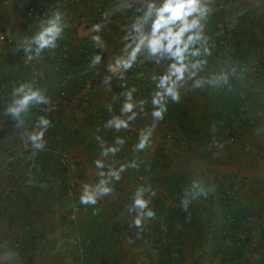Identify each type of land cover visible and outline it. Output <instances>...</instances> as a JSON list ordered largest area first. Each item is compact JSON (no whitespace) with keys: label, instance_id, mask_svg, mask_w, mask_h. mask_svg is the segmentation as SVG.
Returning <instances> with one entry per match:
<instances>
[{"label":"rangeland","instance_id":"374dc122","mask_svg":"<svg viewBox=\"0 0 264 264\" xmlns=\"http://www.w3.org/2000/svg\"><path fill=\"white\" fill-rule=\"evenodd\" d=\"M13 1L15 0H11ZM17 1L20 0L15 2ZM51 1L21 0L18 12L13 13L20 33L13 38L18 40L23 35H31L37 30L33 31L38 23L32 22L31 19L39 21L55 8L65 13L69 26L65 29L63 38L57 42V48L52 51L46 50L41 59L29 62L27 71L33 74V77L29 75V78H32L29 81H37L40 85L37 86L46 90L55 105L56 110L52 113H42L48 115L52 121V127L45 134L46 150L43 154L51 161V158L56 159L55 152L62 150L61 153L69 169L68 175L74 187L72 212L68 211V206L60 204L57 191L60 173L59 177L53 173L49 175L46 182L48 187L43 196L37 197L35 204L34 202L27 204L19 196L17 202L7 201V189L12 187L16 190L27 188L29 185L27 180L15 177L9 180L4 176L1 177L4 174L3 164L9 162L8 144H12L11 139L7 137H13L17 133L7 134L0 129V245L6 243L8 248L18 252L22 264H101L103 258L107 259L108 264H220V260L213 257L217 242L212 236L220 230L217 216L211 218L207 212L201 214L195 212L192 219L197 222L196 224L186 221L184 217H178L173 223L172 232L163 235L162 244L158 240L159 230L155 228L154 220L147 221L144 231L139 235H137L139 230L130 226L131 217L127 213L126 205L130 203L137 186L150 183L157 193L156 196H162L167 180L170 178L172 180L175 175L183 172H192L207 183L213 182L217 185L224 182L230 190L232 188L229 184L233 183V179L237 180L235 185L238 184V187L233 189L234 198L238 195H241L242 200L247 198L251 204L246 203L245 206L247 208L251 206L252 209L251 213H246L243 228L233 232L234 237L228 239L226 247H229V254L239 257V264H264V239L260 237V228L264 229V136L256 134V128L264 124V109H252L254 113L251 116L235 120L234 141H229L220 132L219 135L222 137L220 143L224 145L221 149L216 147L215 143H211L213 133L209 129L205 130L209 128L210 123L207 121H211L209 114L213 110L210 105L206 106L207 103L202 99V91L206 89L188 92L182 94L179 104L169 103L164 119L159 122L153 133L151 146L142 152H133L132 147L137 141V130L151 123L152 86L148 76L153 66L147 64L137 66L127 73L129 86L134 85L138 89L135 97L148 101L145 111L149 114H140L131 125L130 131L116 133L101 129L110 115L104 107L105 103L110 102L112 95L121 91L117 87L118 82L114 80L112 92H106L101 79L104 65L118 54L122 47L119 25L124 19L119 16L113 17L111 23L100 33L107 45L106 55L99 66L100 75L92 71L85 73L96 48L89 38L92 34L91 26L100 22L101 13L109 7L112 0H63L61 3ZM224 2L236 3L237 0H224ZM53 3L55 4L52 6ZM224 15L223 12L214 15L210 21V28L214 20L218 22L217 27L223 23ZM248 18L252 21L256 20L255 18L257 20L250 26L252 21ZM33 23L35 26H31ZM239 25L245 28L241 29ZM235 28L238 30L231 41L224 39L223 35L219 36L216 38L217 46L221 43L220 47L224 52L225 46H230L234 59L242 64L257 60L259 58L257 52H264V9L253 8L241 17ZM15 41L13 39L11 49L15 47ZM7 48L0 47V53ZM238 54L241 56L238 57ZM73 61L75 63H72ZM65 64H69V69L66 71L61 68ZM140 72H143L144 76L137 79V73ZM60 73L66 80L57 85L55 78L56 76L58 78ZM5 81L6 84L11 82V80ZM263 82L264 77L253 82L257 84L255 91L262 97H264ZM86 84H89L90 89L84 94L83 88ZM59 87L64 88L65 95H59ZM5 91L8 95L3 93ZM10 92V89L0 85V95L10 96ZM188 99L193 101H187ZM2 101H0V109L4 106ZM185 108L188 111L187 115L182 113ZM114 111L119 112V102L114 105ZM34 118L33 116L32 120ZM199 118L200 123L206 125H198ZM7 119L12 120L0 111V120L3 124ZM59 119L63 124L58 123ZM32 120L29 121L30 125ZM62 127H65L64 130ZM97 127L101 129L99 133L96 132ZM49 132L54 133L55 140L59 143L56 144L53 140L54 144L47 143L50 140ZM96 135H101L108 143H112L117 135L124 137L126 144L123 149L116 157H109V161L124 162L136 158L141 162L142 168L128 169L123 173L120 181L113 183V193L99 200L94 208L80 204L78 197L82 182L94 183L96 179L93 161L100 153L99 144L95 140ZM174 136L180 140V143L174 140ZM60 145L65 148L59 149ZM14 146L17 149V145L10 147L14 149ZM157 154L161 157L159 162ZM152 163L155 164L152 168L154 170L150 171ZM6 164L4 166L7 167ZM248 191L253 193L248 194ZM153 203L154 198L151 207ZM94 211L96 214H93ZM70 218H74L76 222L74 223ZM91 220L100 224L102 230L97 240L93 241L94 244L89 245L94 255L88 258L85 257L84 250L78 245L73 246L71 241L75 239L76 233H79L80 240L83 241L81 237H83L82 232H85L84 224ZM116 222L119 225L129 224V229L124 230L125 232L120 228L114 231L110 227ZM178 224L184 228L183 238L175 241L177 237L174 234L177 231L174 227ZM2 251L3 248H0V252Z\"/></svg>","mask_w":264,"mask_h":264},{"label":"clouds","instance_id":"9594fccd","mask_svg":"<svg viewBox=\"0 0 264 264\" xmlns=\"http://www.w3.org/2000/svg\"><path fill=\"white\" fill-rule=\"evenodd\" d=\"M253 8L264 9V0H237L236 3H225L224 0H112L101 13L100 22L91 26L92 34L89 37L94 47L106 51L107 45L100 33L113 17H123L124 22L119 25L122 47L104 65L101 79L106 92H112L114 80L118 82L117 87L121 91L112 95L111 101L104 105L110 115L103 123V129L116 133L130 131L140 114H149L145 111L148 101L137 99L135 94L138 89L128 84L127 73L137 66H153L148 76L152 86V110L151 123L137 130L133 152H142L151 146L153 133L164 119L169 103L179 104L182 94L205 89L231 93L237 86L247 88L248 67L226 53L214 56V52L217 51L216 38L224 34L225 26L232 30L241 17ZM220 12L225 14L224 22L218 25L217 31L212 32L210 21ZM68 26L65 13L55 8L39 19L34 33L25 34L16 40L12 51L23 52L26 62L39 60L46 50L57 48V42L63 38ZM102 61L101 52L94 53L85 73L92 71L100 75L99 66ZM143 76V72L137 73V79ZM240 96L243 98L245 93L241 91ZM117 102L118 113L114 111ZM33 109H39L41 113L56 110L45 89L36 86L34 81H22L12 87L10 98L0 111L4 116L11 117L17 130L15 132L28 146L29 153L25 161L31 163L28 165L27 184L47 189L48 185L39 182L32 169L37 167L35 162L38 153L46 150L45 134L52 127V121L45 114L36 115L32 120ZM0 125H3L2 120ZM100 131L97 127L96 132ZM256 134L264 136V124L256 128ZM95 140L100 147L99 157L93 161L96 179L94 183L82 182L78 197L80 204L94 208L99 200L113 193V183L119 182L123 173L128 169H138L141 163L136 158L124 162L109 161V157H116L123 149L126 144L124 137L117 135L112 143H108L101 135H96ZM215 144L221 149L224 146L220 142ZM215 191L214 184L207 183L199 176L192 178L182 190V211L190 219L189 206ZM230 191L234 193L233 188ZM156 194L150 183L139 185L134 189L130 203L126 205L131 217L130 226L139 230L137 235L144 231L147 221L156 219L155 210L151 207ZM0 248H3L0 264H22L19 253L8 248L6 243L0 245Z\"/></svg>","mask_w":264,"mask_h":264},{"label":"trees","instance_id":"16d2710c","mask_svg":"<svg viewBox=\"0 0 264 264\" xmlns=\"http://www.w3.org/2000/svg\"><path fill=\"white\" fill-rule=\"evenodd\" d=\"M52 1L61 3L63 0H52ZM38 12L40 13L39 10ZM217 24L218 22L214 20L212 23V27L210 28L212 32L217 31V30H214V29H218ZM237 30H238L237 28H233L232 30H229L225 26L224 34L222 37H224V39H226L227 41H231L232 37L234 36V33ZM227 44L229 43L227 42ZM220 45L221 43H218L217 51L214 52V56L217 54L226 53L230 55L232 58H235L234 55L230 52V46H225L226 51L224 52L222 50L223 48H221ZM97 52H101L102 57L104 59L106 55L105 51H101L100 49L95 48V53ZM257 53H258L259 58L255 60L257 61V63L264 66V52L261 53V51H258ZM240 56L241 54H238V57ZM23 57L24 56L22 55V52H18L15 57L16 66L19 71L18 73L20 74V76H22V79L19 78L18 80H11V82H8L6 84L7 81H5V79H3L0 76V79H1L0 85L11 90L12 87L14 85H17L19 82L30 80V78L26 76L25 66L27 65L24 64L23 59H22ZM250 64L251 63L249 61L248 63L246 62L244 65L248 67V65ZM61 68L64 69V71H66L69 69V64L62 65ZM72 69L74 70V67H72ZM259 79L254 77L248 72V81H247L248 86L250 85L253 86V82L259 81ZM65 80H66L65 76L62 73H60L59 77L57 78V85L64 83ZM36 82H35V85L36 86L39 85L38 82L37 83ZM58 89H59V95H60L63 92L64 88L59 87ZM148 91H150V89H148ZM241 91L245 93V96L243 98H241L240 96ZM3 93L4 94L6 93L8 95L6 91ZM257 94L255 93L254 95H250L249 93L247 95L246 88H240L239 86H237L236 89L231 93L224 92V91L211 92L207 89L204 92L202 91V99L205 101L204 103H207L206 106L210 105L213 108L211 114H209L211 121L209 122L207 121V123H210V124L213 123L216 125L217 128L219 127L218 129H215L216 132H219L220 130H222L224 133V130H225L226 137L228 140L235 138L234 127H233V123L235 122V120L241 119L247 114V112L251 111L248 109V107H250L251 109H255V110L264 109V97L259 96L260 94L258 95ZM9 98L10 96L4 97V95L3 96L2 94L0 95V101L3 100L2 102H4V105L9 100ZM187 101L191 102L193 100L188 99ZM182 113H184V115H187L188 114L187 109L185 108V110H183ZM39 114H42L39 111V109H33L34 117ZM245 117L247 118L249 116H245ZM199 120L200 118L198 119V122H197L198 125H201V126L206 125L203 122L200 123ZM58 123L63 124L60 121V119L58 120ZM64 128L65 127H62L63 130ZM0 129L2 131L3 130L6 131L7 134L9 132H12L14 134V132L17 131L15 129V125L13 121L12 120L9 121L8 119L6 120L5 124L0 125ZM101 129H103V126H101ZM49 133L50 135L48 136L50 140L47 141V143L49 142V144H54L53 141L56 142V144L59 143L55 140L56 137H54V133H51V132ZM63 133H65V131ZM60 136L63 137L62 135ZM7 138L11 139L12 144L11 143L8 144V147L10 149L8 153L9 162L7 164L6 163L3 164L2 168H3L4 174H2L1 177L4 176L8 178L9 180L14 177L20 178L22 180H28V174H27L28 165L29 163H31L30 161L29 162L25 161V156H27L29 153L28 146L25 147L24 141L19 138L18 134L14 135L13 137L8 136ZM173 138L174 140L178 141V143H180V140L178 138H176L175 136ZM12 145H17V149H15V146H14V149L13 147H10ZM61 146L62 145H60L59 149L65 148V146H62V147ZM61 152L62 150L60 152L58 151L55 152L56 153L55 158L57 160L51 158V161H49L50 159L48 160L46 159L43 152L38 153L36 157V162H35L37 167H34L32 169V172L35 174L36 179L39 182H43L45 184L47 182L49 175H52L51 173L55 174L57 177H59L58 175L60 173L59 184L57 187V191L60 196V204H63L65 207L68 206V211L72 212L71 201L74 200V197H73L74 187H73V184H71V180L68 175L69 169L67 167V163L63 161L64 155ZM156 157L159 162L161 159L160 155L157 154ZM5 164L7 165V167L4 166ZM154 165H155L154 163L150 164V167H151L150 171L154 170V169L152 170ZM37 168L39 169V171H37ZM141 168L142 167H139L138 169H141ZM50 170L52 171L50 172ZM15 171L17 172H16V175L14 176ZM194 177H196V175H194L192 172H183V173H180L179 175H175L172 180H170L171 179L170 178L169 180L166 181L165 183L166 189L165 191H163L162 196H159V195L155 196L152 208L155 210V213H156V219L154 220V222L156 223L155 228L159 230L158 240L160 244H162L163 235H165L167 232L168 234L172 232V229L174 226L173 223L177 220L178 217H184L186 221L192 224L193 223L196 224L197 222H195L192 219V217H194V213L197 212L198 214H201V212H207L209 217L214 218L215 216H217L219 219L218 227L220 230L219 232H216L212 236L215 242H217L215 245V249L213 251V257L216 258L217 260H220V264H239V257L234 254H229L228 253L229 247H226V244L228 242V239H231L234 237V235H232L233 232L235 233L236 230L241 229V227L243 228L242 224L246 217V213H251L252 207L250 206V208H247V206H245V204L248 202L247 201L248 199L244 198V200H242L243 198L241 197V195H239L237 198H234L233 193H231L229 187L224 186L223 182H220L219 185H215L216 191L214 194L209 195L207 198L201 197L198 201L193 202L189 206L190 212H191V218L189 219L188 214L182 211L180 207V197L182 194V190L185 188V186H187L190 183L191 179ZM234 180L237 181L236 179ZM232 185H235V184L233 183L229 184V186H232ZM16 190H13L12 187L10 189H7L8 195L6 196V198H8L7 199L8 202L9 201L17 202V198L19 196L20 198L24 200L25 203L31 204L32 202H34L35 204V202L38 199L37 197L43 196L45 192V189H41L39 186H35V187L29 186L27 188H20ZM0 194H1V190H0ZM172 200L176 202H170ZM247 204H250V203H247ZM34 212L37 213L35 209H34ZM70 219H72L74 223L76 222L74 218H70ZM178 225L180 227H177V226L174 227L175 230L177 231L174 234L177 237L175 241L183 238L182 232L184 231V228L181 224H178ZM84 226H85V232H82L83 237H81L83 241L80 240L79 233H76L75 239L72 240L71 243L73 244V246L78 245L80 248H82L85 252V257L87 256L89 258L94 255V251L91 248H89V245L94 244L102 228L100 224L95 222V220L88 221V223H85ZM110 228H112L114 231H117V229L120 228L123 232H125L124 230L127 231L129 229V224L127 225L126 223L125 224L120 223L119 225V223L116 222L112 224ZM260 237L264 239V229L263 228H260ZM170 250L172 251L171 248ZM198 259L201 260L200 257H198ZM101 264H108L107 259L103 258L101 261Z\"/></svg>","mask_w":264,"mask_h":264},{"label":"crops","instance_id":"0c3cea01","mask_svg":"<svg viewBox=\"0 0 264 264\" xmlns=\"http://www.w3.org/2000/svg\"><path fill=\"white\" fill-rule=\"evenodd\" d=\"M16 1V0H15ZM15 1H13V2H11V0H0V30L2 31V32H4V33H6V34H8L9 36H11L12 37V39H15V40H17V38H13V36H16L17 35V33H20L18 30V24H17V22L14 20V14L13 13H17L18 12V5H19V3H20V1L18 2H15ZM52 2V1H51ZM55 3H53L52 4V6L54 5ZM31 10H33L32 8H31ZM251 17V16H250ZM250 21H252L250 18H248ZM256 20H257V18H255ZM256 20H253L252 22H250V26H251V24H253V22H255ZM31 21L32 22H35V23H38V20L37 19H31ZM35 26L34 25V23L33 24H31V26ZM239 27L241 28V29H244L245 28V26H243V25H239ZM37 28H36V26H35V29H33V31L34 30H36ZM18 52H13L12 51V49H11V47L9 46L3 53H1L0 54V76L3 78V79H5V80H18L19 78H21L22 79V76H20V74L18 73L19 71H18V69H17V66H16V62H15V57H16V54H17ZM22 55H23V52H22ZM72 63H75L74 61L72 62ZM25 72H26V76H28L29 77V75L31 76V77H33V74L32 73H30V71L28 70L27 71V66H25ZM24 73V72H23ZM28 73H30V74H28ZM30 77V79H32ZM55 79H57V76H56V78ZM1 80V79H0ZM259 84V83H258ZM256 85L257 84H254L253 83V86H248L247 88H246V94L248 95L249 93H250V95H254L255 94V89H256ZM261 85V84H260ZM263 86H264V83H263ZM257 93V92H256ZM259 96H262V95H259ZM256 98H258V97H256ZM210 107V106H209ZM248 109L249 110H251V111H249V112H247V114L245 115V116H251L253 113H254V111L250 108V107H248ZM247 109V110H248ZM259 114H261V113H259ZM244 116V117H245ZM219 128V127H218ZM217 127H216V125L215 124H213V123H211L210 125H209V128H205V130H208L209 129V131L211 132V133H213V135H212V137H211V140L210 141H212L211 143H215V142H220L221 141V139H222V137L219 135L220 134V132H222L223 133V131L222 130H220L219 132H216L215 131V129H218ZM214 129V130H213ZM224 135H225V137H226V131L224 130V133H223ZM222 134V135H223ZM208 135V134H207ZM227 138V137H226ZM211 143H209L208 144V146H210V144ZM232 181V180H231ZM209 183H211V184H213V182H209ZM236 183V181L233 179V184H235ZM217 185H219V183L217 184ZM223 185H224V182H223ZM241 185H243V184H241ZM225 186V185H224ZM233 186V187H232ZM232 186H230V187H232L233 189H235V188H237L238 187V184H236V185H232ZM252 190V189H251ZM251 193H253V192H251V191H248V194H251ZM246 197H248V196H246ZM252 202H253V200H252ZM247 203H250L251 204V201L250 200H248V202Z\"/></svg>","mask_w":264,"mask_h":264},{"label":"built area","instance_id":"2783aa9c","mask_svg":"<svg viewBox=\"0 0 264 264\" xmlns=\"http://www.w3.org/2000/svg\"><path fill=\"white\" fill-rule=\"evenodd\" d=\"M13 43L14 42H13L12 37L0 30V47H9ZM261 53H263V52H261ZM22 59H23V62L25 65L29 64V62H26L24 57ZM250 63L251 64L248 65V72L258 79L264 77V66L257 63L256 60L251 61ZM89 89H90L89 84H86V86L83 88V93L86 94L89 91ZM61 95L63 96V95H65V93L63 92V93H61ZM168 137H169V135H168ZM63 161L65 162L64 158H63Z\"/></svg>","mask_w":264,"mask_h":264}]
</instances>
